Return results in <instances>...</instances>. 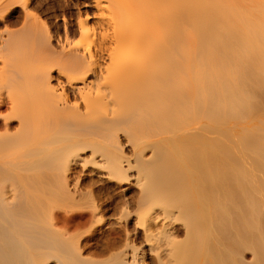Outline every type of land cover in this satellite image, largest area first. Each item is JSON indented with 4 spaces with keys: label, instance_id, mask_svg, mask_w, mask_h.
Wrapping results in <instances>:
<instances>
[{
    "label": "bare ground",
    "instance_id": "bare-ground-1",
    "mask_svg": "<svg viewBox=\"0 0 264 264\" xmlns=\"http://www.w3.org/2000/svg\"><path fill=\"white\" fill-rule=\"evenodd\" d=\"M259 113L264 0H0V264H264Z\"/></svg>",
    "mask_w": 264,
    "mask_h": 264
},
{
    "label": "rangeland",
    "instance_id": "rangeland-1",
    "mask_svg": "<svg viewBox=\"0 0 264 264\" xmlns=\"http://www.w3.org/2000/svg\"><path fill=\"white\" fill-rule=\"evenodd\" d=\"M260 114H261V113H259V114L256 116L257 118L255 117L256 120H259L260 118H261V119H264V115L261 114L262 117H263V118H262V117L260 116ZM258 116H260V117H258ZM258 118H259V119H258ZM243 121H244V120H243ZM249 121L251 122L250 119H248L247 121L245 120V122H242L241 125H240L241 122H240L238 125H239L240 128L242 127L241 129L243 130L244 127L246 128V127H249V126H250V122H249ZM252 123H253V122H252ZM253 124H254V123H253ZM253 124H251V125H253Z\"/></svg>",
    "mask_w": 264,
    "mask_h": 264
}]
</instances>
